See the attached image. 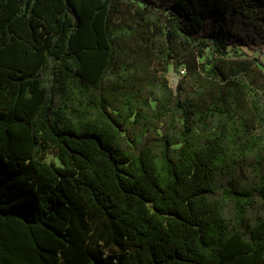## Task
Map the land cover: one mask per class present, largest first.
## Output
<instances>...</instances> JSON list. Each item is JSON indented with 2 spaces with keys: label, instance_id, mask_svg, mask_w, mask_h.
<instances>
[{
  "label": "trees",
  "instance_id": "1",
  "mask_svg": "<svg viewBox=\"0 0 264 264\" xmlns=\"http://www.w3.org/2000/svg\"><path fill=\"white\" fill-rule=\"evenodd\" d=\"M241 47L264 0H0V264H264Z\"/></svg>",
  "mask_w": 264,
  "mask_h": 264
},
{
  "label": "rangeland",
  "instance_id": "2",
  "mask_svg": "<svg viewBox=\"0 0 264 264\" xmlns=\"http://www.w3.org/2000/svg\"><path fill=\"white\" fill-rule=\"evenodd\" d=\"M237 53L242 57H256L259 60L258 62H260L261 64L264 63V47H256L255 50H251L247 47H241L240 49L237 50ZM200 60H203V59H200ZM182 69L183 67H180L179 69L180 74L183 73ZM167 77H168L170 86L174 88L176 84L178 83L179 75H177L176 72L171 67L169 72L167 73Z\"/></svg>",
  "mask_w": 264,
  "mask_h": 264
}]
</instances>
